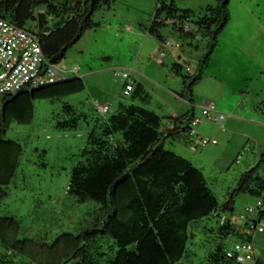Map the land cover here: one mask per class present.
<instances>
[{
    "label": "rangeland",
    "instance_id": "obj_1",
    "mask_svg": "<svg viewBox=\"0 0 264 264\" xmlns=\"http://www.w3.org/2000/svg\"><path fill=\"white\" fill-rule=\"evenodd\" d=\"M115 1L112 10L104 9L95 15L98 26L88 30L67 58L57 65L67 79L87 76V90L65 98L37 100L32 124L13 122L11 125L7 141L23 147L24 156L9 188V198L0 205V218H14L20 223L21 233L16 239L27 241L29 250L26 255L8 252L0 243V264H66L74 254V246L66 242L55 244L65 235L78 236L93 228L104 216L100 204L84 202L70 194L73 173L78 166L87 164L85 150L94 148L90 143L92 136L104 137V121L119 114L122 105L128 107L134 102L143 106L146 96L136 101L133 94L125 96L127 84L118 74L131 73L132 62L143 51V34H147L162 0ZM179 2L181 6L206 8L215 0ZM236 21L224 34L194 97L200 117L204 118L203 109L211 105H216L217 112L226 116L219 123L204 118L195 128L203 138L215 139L219 144L204 145L199 142V136L188 134L166 145L167 150L204 173L222 207L239 188L243 175L258 162L256 140L260 143V156L264 155V33L258 32L252 23L244 24L238 17ZM109 24L114 26L109 28ZM129 25L132 29H128ZM35 26L34 22L29 24L30 28ZM162 34L187 60L183 75H189L187 68L196 73L200 65L197 58L205 54L209 41L202 36L197 40L186 38L169 26L162 29ZM155 44L149 40L146 47L149 49ZM141 58L140 63L147 66L148 73L166 79L167 72L158 61L149 63L148 59ZM170 65L167 68L172 72ZM93 71L96 73L90 74ZM180 78L184 83L183 77ZM130 81L137 86L134 79ZM112 101L115 103L111 112L103 115L98 106L110 105ZM1 105L2 95L0 108ZM156 108L155 103L150 110L156 111ZM74 121L79 122L77 128H62L61 123ZM193 146L199 150L193 151ZM260 175L264 178V166ZM258 200L250 193H240L234 213L222 211L220 215L192 223L188 253L179 264H217L215 259L220 249L227 252L239 241L229 230V221L233 226L244 227L246 222L241 215L249 207H257ZM253 236L264 259V234L253 232ZM116 254V244L109 237L101 235L91 243L94 264H109Z\"/></svg>",
    "mask_w": 264,
    "mask_h": 264
},
{
    "label": "trees",
    "instance_id": "obj_2",
    "mask_svg": "<svg viewBox=\"0 0 264 264\" xmlns=\"http://www.w3.org/2000/svg\"><path fill=\"white\" fill-rule=\"evenodd\" d=\"M217 7L202 13L178 8L174 1L162 0L148 33L161 41L170 19L183 24L189 21L197 30L185 32L172 28L186 38L202 36L208 40L207 53L198 71L183 75L185 67L174 70L183 77L186 89L182 97L194 103L195 88L202 82L221 36L232 19V0H218ZM115 0H5L0 4V16L22 28L38 33L47 59L62 63L88 30L96 28L95 15L112 9ZM178 21V22H177ZM31 22L36 23L30 28ZM86 84L82 79L18 95L3 96L0 109V205L9 198V188L16 179L24 149L8 142L13 122L29 125L35 119L34 102L54 100L82 93ZM68 109H71L68 107ZM196 117L194 107L187 115L172 119L174 131L163 132L164 120L155 112L132 106L103 122L104 137L91 139L94 148L85 150L87 164L73 173L70 194L81 201H94L104 209L103 218L93 228L80 235H65L55 245L66 242L74 246V254L66 264H94L91 243L101 235L111 238L117 247L116 256L109 264H179L188 253L191 224L221 212H235L236 197L250 193L264 199V178L259 167L243 175L239 188L222 207L210 190L204 173L190 161L167 150L165 140L188 135ZM73 129L78 121L61 123ZM90 154V155H87ZM264 158V157H263ZM229 230L239 241L253 240L251 223ZM21 225L14 218H0V243L8 252L26 255L27 241H17ZM14 237V238H13ZM14 239V240H12ZM220 249L217 264H233ZM96 264V263H95ZM259 264H263L259 262Z\"/></svg>",
    "mask_w": 264,
    "mask_h": 264
},
{
    "label": "built area",
    "instance_id": "obj_3",
    "mask_svg": "<svg viewBox=\"0 0 264 264\" xmlns=\"http://www.w3.org/2000/svg\"><path fill=\"white\" fill-rule=\"evenodd\" d=\"M178 22V21H177ZM167 24L171 27L177 25L175 20L170 19ZM178 28L185 32L193 31V26L189 21L180 24ZM174 44L171 41L162 43L159 58L164 59ZM188 73L193 74L190 68ZM126 80L130 79V74H118ZM67 80L59 71L56 64L51 63L45 53L38 33L10 22L0 16V95H18L24 92L36 91L48 88ZM135 86L128 84L125 95L134 92ZM100 112L105 115L109 112L108 106L101 105ZM203 117L215 122L225 120L226 116L216 110L215 105L203 109ZM202 117L196 116L191 123V137L199 136L195 128L203 121ZM176 123L172 122L169 130L174 131ZM200 138V143L204 145H218L217 140ZM197 146H193V151L197 152ZM242 220L246 224L251 223L253 232L264 234V199H259L257 207H249L242 215ZM227 259L233 264H259V251L253 240L238 241L234 248L227 251Z\"/></svg>",
    "mask_w": 264,
    "mask_h": 264
},
{
    "label": "crops",
    "instance_id": "obj_4",
    "mask_svg": "<svg viewBox=\"0 0 264 264\" xmlns=\"http://www.w3.org/2000/svg\"><path fill=\"white\" fill-rule=\"evenodd\" d=\"M168 1H170V2L174 1L176 3V5L178 6V8H180L182 10H191L195 13H197V11H201L199 13H202L210 7H217L219 4V1L215 0V3H209L206 8H204V7L199 8L200 6L197 7V6H193V5H189V4H188V6H181L182 4L179 2L180 0H168ZM230 9H231V14H232V19H231V22L229 23V25L227 26V28L224 30V32L221 36L220 42L222 41L224 34L231 28V26H233L235 23H237V21H236L237 17L239 18V20H241L242 23H244V24L245 23L246 24L252 23L253 27H255V29H257L258 32L264 33V0H232L231 4H230ZM113 16L115 18H117L118 20H120V18H121V17L119 18V16H117L116 14ZM238 22H240V21H238ZM113 26H114V24L108 25L109 28H112ZM128 29H132V26L129 25ZM143 35L145 36V41L143 42V51L140 53L139 57L137 59H134V61L132 62L133 67L130 70V72H131L130 73V75H131L130 79L126 80L123 77L122 78L125 80V83L127 85L128 84L133 85L130 81L131 79H134V81L136 82L137 86L133 85V86H135V90H134V92L131 93L134 95L135 101L146 96V99L143 100L144 101V104H142L143 106L140 105L138 107H143V108L150 110L155 103L157 104L156 111H153V110L152 111L163 118L164 127H163L162 131L168 132L169 126L173 122V120H172L173 118L174 119L181 118V117L187 115L188 113H190L194 107L196 108L195 100H194V103L192 104L189 100H187L181 96V94L184 93V91L186 89V85H185V83H183L181 81V78H180L181 76L178 75L176 73V71L174 70V67L177 64L183 65V67H186L185 65H187V60H185L184 55L180 51V49L176 48L175 46H173V48L170 49L169 54L166 58L160 59L159 53H160V50L162 49V42L159 41L158 39H156L155 37L151 36L148 33V31H147V34L144 33ZM197 39H199V37H197L195 40H197ZM149 40L156 42V44L149 46V49H147L146 46L148 45ZM219 45H220V43H219ZM145 48L147 49L146 52H145ZM196 48L199 50V47H196ZM207 50H208V45H207V49L205 51V54L207 53ZM205 54H203V56H198L197 61L201 62V60ZM142 56L145 60L148 59L149 63H151L153 60L158 61L159 65H161V67L163 68V71L167 72L166 79H162V77L160 75L154 76V75L148 73L147 72V66L143 62L140 63V60H143L141 58ZM145 62H147V61H145ZM168 63L171 64L170 66L172 68V72L168 71V68H167ZM95 73L96 72L93 71L90 74H95ZM90 74H88V75H90ZM86 77L87 76L82 75L79 77L70 78V79L66 78V79L70 80V81L75 80V79L84 80V82L86 84V90H87ZM196 88H195V94H196ZM124 95H125V93H124ZM125 96H129V95H125ZM114 103H115V101H112V102H110V105H107V104H102V105L108 106V108H109L108 113H110L112 107H114L113 106ZM100 106L101 105L98 106V109ZM132 106H137V105L134 102L129 103L128 107H132ZM125 108H127V107L125 105H122V109H125ZM216 110H217V107H216ZM196 116H200V114L197 112V109H196ZM230 117L234 118L233 115H231ZM198 135L201 138H203L202 135H200V134H198ZM182 136H184V135H182ZM247 138H249V137L247 136ZM175 139L176 138H167L165 140V144L167 145L168 142H170L171 140H175ZM247 144L250 145L252 143L247 142ZM254 144L256 147V155L258 156L257 157L258 162H256L255 157H253L252 161H254V163L256 162V164H255V166H251L250 170L259 167L260 173H261L263 170V166H264V158H263L264 155L262 157V156H260V154L258 152V147L260 146L259 141L256 140ZM250 170H248V171H250ZM253 241L255 243V239H253ZM256 247H257V245H256ZM257 249L259 251L258 247H257ZM259 262L264 264V259L261 256L260 251H259Z\"/></svg>",
    "mask_w": 264,
    "mask_h": 264
},
{
    "label": "water",
    "instance_id": "obj_5",
    "mask_svg": "<svg viewBox=\"0 0 264 264\" xmlns=\"http://www.w3.org/2000/svg\"><path fill=\"white\" fill-rule=\"evenodd\" d=\"M66 81H69V80H65L64 82H66Z\"/></svg>",
    "mask_w": 264,
    "mask_h": 264
}]
</instances>
